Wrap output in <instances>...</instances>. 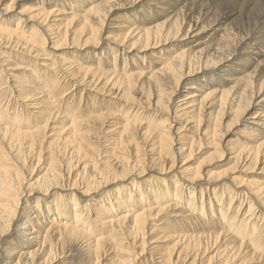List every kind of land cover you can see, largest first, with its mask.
<instances>
[{"label": "bare ground", "instance_id": "1", "mask_svg": "<svg viewBox=\"0 0 264 264\" xmlns=\"http://www.w3.org/2000/svg\"><path fill=\"white\" fill-rule=\"evenodd\" d=\"M144 1L92 0L83 3L75 10L60 9L62 10L60 11L58 10L60 2L57 0L54 7L51 8L54 10L46 12L38 5L34 7L23 6L24 8L21 11L19 10L20 17L15 23H5L0 20V47L5 49L4 52L9 51V49L18 51L26 56L24 60L33 63V65H36L38 59L43 60L40 78L35 73L36 68L32 71L29 67L22 66L25 70L27 69L28 77L34 81L36 87L33 85L23 87V84H21L23 81L11 78L10 75L9 78L5 77L2 80L0 78V93L4 94L5 91L11 89L17 90L18 101L22 102V104L16 102L17 106L13 108V106L9 107L8 103L1 105L2 102L0 101V107L15 112L19 106V109L22 110H18V112L24 113L26 111L24 109H30L28 115L36 114L42 118V120L40 118L41 121H36L32 125L20 123L21 125L3 126L0 124V239L6 237L2 241L15 244L12 237L9 239V235L12 233L13 225L18 221V214L23 210H27L26 208L31 209L28 210V218L23 223H18L17 229L20 231V237L24 236L26 242L20 245L22 249L16 247L11 249L13 250L12 253H17L18 257L17 261H13L11 264L55 263L58 261L57 244L70 239L83 241L86 247L83 264H135L134 254L121 260L113 257V255L109 258L107 252L115 251V241L121 242L123 240H131L133 243L140 240L141 249L144 250L147 243L146 234L157 235L161 232L163 233L162 237L172 241V246L161 252H157L158 247L151 246L152 255L150 256L157 255L155 257L157 259L153 258L152 263L147 264H198V260L202 261L200 264H264V183L259 182L257 179H249L250 177L239 176L240 172L245 170H238L235 167L222 171L211 170V168L209 170L210 164L212 165L215 161L224 158L223 154L225 152L221 149L219 141L226 140L227 142V136L230 132L226 131L224 134H220L219 125L216 122L226 117L228 113H233L234 117H232L237 125L240 120L243 121L244 129L251 128L252 125L264 129V54H262V60L255 63V68L252 71L245 69L246 61H234L235 55L247 51V48L243 47L244 44L253 46L262 43V50L264 51V31L256 32L254 35L257 38L255 42H247L250 33L243 32L244 26L226 27L225 31L221 29L218 42L208 54L204 52L205 47L200 49L186 47L178 49L168 58L159 55L158 60L161 68L156 67L159 71L154 70L153 66L151 69H147V66L140 72H133L131 69L126 68L123 72L117 73L115 68L112 67L104 69L105 72L103 73L101 63L97 64L94 60L77 61L73 59L71 61L73 54L69 53V56H63L60 52L67 47L98 45L101 41V39H98L100 29L103 28L106 20L109 19L114 10L121 8L120 2L134 7ZM219 1L149 0L146 3L147 12L154 14L153 11H155L156 16L149 18L144 25H132L125 21H122L123 24L117 23L115 28L124 29V33L122 36L118 35V38L108 36V40L114 43L110 47L113 51L112 55L125 54L126 51L127 53L136 51L141 47L146 51L176 39L187 38L200 19H205L213 13L216 9L215 4H219ZM233 8L239 9V7ZM12 10L13 5L0 7V15L9 13ZM135 11L140 12L138 9ZM23 14L26 16L24 17L25 20L28 19L33 23L29 27L21 25ZM233 16H235V12L230 11L227 13L226 18ZM36 24L38 29L34 34ZM37 34L41 35L40 40H37ZM46 46L52 50L53 58L44 55L43 48ZM253 50V55H257V52ZM4 52L0 51L1 60L5 57ZM109 60L113 63L114 56H110ZM5 61L3 60V62ZM232 63H235L236 66H232ZM0 65L3 66V64ZM3 67L0 70V76L1 73H9L7 71L9 68ZM229 67H231L233 73L222 74V82L216 85L187 82L190 77L199 80L205 75L204 71H214L220 68L228 69ZM74 68L76 69L71 72L70 70ZM79 73L83 74L84 77H91L88 80L81 81V84L86 83V86L95 88H98L101 78L107 76L103 86L109 81L111 85L105 92L117 100L124 101L126 104L130 101L129 103L133 105L128 107L129 113L130 111L133 113L131 119H128L122 125L111 124V122L109 124L111 125L109 127L112 128L118 138L114 139L111 145L108 143L107 146L110 145L108 150L111 151V156H107L106 161L97 159V153L96 155L94 153L88 155L87 147L91 145L87 144L86 136L89 132L87 127L95 121L105 124V120L112 113L108 114L106 111L108 109L104 110V108L94 110L93 106L87 104L86 101L84 107L88 108L90 106L94 111L91 110L92 112L86 114L81 113L82 110L80 111L79 107L83 104L82 98L75 106L72 105L76 102L75 98L79 86L75 87L72 84L67 89L64 88V91L58 88L56 80H59V78H54L55 74H59L62 76L61 79L63 77L66 79L67 75L75 79V76ZM158 73L167 81V84L160 79H156ZM142 74L147 76V79L155 88L157 99L155 107L157 106L161 110L164 107L167 108L162 104L164 96H168L166 98L170 99L182 82L186 84L187 91L173 107V115L171 118L162 121L158 129L150 130L142 126V119L144 117L148 118V114H144L148 112L143 109L147 110L149 107L146 106H150V104L143 106L142 101L136 100L132 95L134 91L150 94V90L147 89H151L149 85L145 86V82L142 85L136 84V79L133 78L134 76H142ZM227 83L230 84V87H226ZM168 88H170L169 92ZM11 96H13V93ZM145 99V102H147L146 97ZM205 108V112L209 110L211 112L215 109L213 128L203 132L205 137L210 138V144L212 143L215 147L213 157L210 159L213 162L205 163L192 171L191 166L193 165L190 166V163L194 156L196 140L193 138L184 140L183 137L187 135L184 130L189 131V129L194 128L198 131L197 125L202 124L201 112ZM61 109H66L67 114L63 115ZM112 112L117 113V111ZM159 112L161 113V111ZM157 114L155 117L159 116ZM22 115L16 117V123H19L18 121L22 118ZM59 118H62V124L64 123L62 125L64 135L60 137L61 139L55 138L49 144L53 148L52 157L54 159L50 160L48 167L45 166L42 175L34 173L35 175L32 174V178L29 179L28 177L29 180L25 182L27 178L24 166L28 160L27 153L30 155V152H36L35 159L39 161L42 152L40 150L38 153V148L35 149L39 142H42L39 134L47 127L53 128L55 126L53 123ZM180 118H184L185 122L178 125L177 120ZM163 122L165 123L163 124ZM261 129H256L255 132V135L260 137V141L256 145L247 146L238 141L234 143L228 139V144H230L229 154H233L230 158L234 157L238 162L245 154L243 152L249 151L250 155L253 154V159H257L260 149L264 148V132ZM88 134L90 135V133ZM176 137L178 138L176 149L179 151L178 154H180L181 159L179 162L172 154L173 138ZM45 138L46 136L43 139ZM145 149L149 153L144 152ZM65 154L68 155L69 161H62L64 163L63 170H65L67 164L66 168L69 171L67 179L65 178V182H63L64 173L63 171L59 172V168L55 165V162H59L55 158ZM169 154L172 159H170ZM250 155L249 157L252 158ZM81 160L83 161L81 165L78 164L82 166V169L79 170L80 167L77 169L78 165L76 163ZM249 161H252V159ZM31 164L34 165V163ZM71 170L77 172L74 173ZM148 170L159 172L165 177L157 178L156 183L154 182L155 186L160 187L156 189L157 198L155 196L154 201L149 200L148 204L143 206L139 212L134 210L130 202V195L126 198L125 205L117 203L118 197L99 202L88 199L86 201L90 203L89 206H84L76 198H69L67 201L61 200L59 199L61 197H59L58 200L50 203L45 210L42 207L39 208L36 204L40 199L36 203L34 202L36 198L33 200V195H47L49 191L59 188L65 183H67L65 186L69 190L79 191L82 195L87 196L89 194L90 196L91 193L107 186L111 180L112 183L118 181L117 176H121L119 180L131 176L139 177L140 175H146ZM226 178L235 183V188L240 189V187H243L244 190L231 189L222 185L220 182L225 181ZM203 179L215 181L213 187H203L202 190H195L193 186L203 181ZM148 189L150 188L143 190V196H140L139 200L144 199V197L151 199V194H148L151 192H148ZM202 191L207 195L208 204L201 200V205H195L197 196L195 193L202 194L203 198L205 193ZM204 203L205 206L209 205L210 213L219 215L217 220L220 223L217 221L218 224H213L214 221L212 220H215V217L207 220L211 215L209 212L205 220ZM233 206H236L234 212L232 210ZM182 207L185 208L181 210ZM213 209L215 210L213 211ZM90 211H96L99 215L93 219L96 225L101 227V229L92 228V231L96 233L95 236L89 234L91 228L87 227L86 219H83V216ZM185 211L188 212L186 214H189V216L196 214L199 219H204L208 223H203V221L201 223L195 218V222H199V225L196 226L197 229L188 228L192 222L189 221L183 224L182 220L185 221L187 218L183 214ZM206 211H209L207 206ZM71 212L73 213L71 214ZM31 214L34 215L31 216ZM164 214H169L168 217L172 221L179 222L186 228L182 229L183 231L179 230V233L173 231L170 234L166 230L168 229L165 224L167 222L166 218L162 217ZM162 224L165 225V228ZM213 226H216L215 231L197 232L198 229L214 228ZM175 229L177 228L175 227ZM5 242H3V245ZM109 245L111 246L108 247ZM191 254L192 261L190 262L188 256ZM209 254L212 255L209 256ZM106 255L108 258L104 261L103 258ZM138 262L137 264H141Z\"/></svg>", "mask_w": 264, "mask_h": 264}, {"label": "rangeland", "instance_id": "2", "mask_svg": "<svg viewBox=\"0 0 264 264\" xmlns=\"http://www.w3.org/2000/svg\"><path fill=\"white\" fill-rule=\"evenodd\" d=\"M56 1L57 0H20V1L16 0V1L12 2L11 0H0V7H2V8L5 6L13 5V10L9 13L0 15V20L2 22L4 21L5 23H7V22L15 23L18 20V18L20 17L19 10L21 11L22 8H24L25 6L34 7V6L38 5V7L44 9L46 12H48L50 10H54L51 8L54 7V5L56 4ZM87 1H92V0H59V2H60L59 6L60 7L58 10H60V9H67L68 11L75 10ZM148 1L149 0H145L142 4H139L138 6L135 5L134 7L126 5L123 2H120L121 8L114 10V12L111 14L109 19L106 20L103 28L100 29L98 39H101V41L99 42L98 45L92 46V47L91 46L90 47H76V48L75 47L74 48L67 47L66 49H63L60 52L62 53L63 56H67V55L69 56V53L73 54L71 61H73V59L77 60V61L94 60V62L97 64L101 63V66L103 68V73L105 72L104 69H108V68H112V67L115 68L117 73L123 72L124 69H126V68L131 69L133 72H135V71L140 72L141 70H143L147 66H148L147 69H151L153 66L154 70H158V68H161V65L159 63L160 61L158 60L159 55L163 56L164 58H168V57L172 56V54L180 48L192 47L193 49H200L201 47H205L206 49L204 52H206V54H208L209 51L212 50V47L218 42L221 29L223 31H225L226 27H232L233 28L234 25H236L238 27L244 26L245 29L243 32L247 31L250 33L248 35V36H250V38L247 42H249V41L255 42V40L257 39L254 36L256 34V32L257 31L258 32L264 31V0H220L219 4H215L216 9L213 11V13L209 17H205V19H202V20L200 19L199 22L197 23V25H195L193 27V29L191 30V33L188 35L187 38L176 39L175 41H171L169 43H165V44H162L160 46L150 48L146 51H144L143 47H141V48H138L136 51H131L128 53L126 51L125 54L117 53L116 55H112L113 51L110 49V47L112 45H114V43H112L111 41L108 40V36L109 37L115 36L116 38H118V35L122 36V34L124 33V29L115 28L117 23L123 24L122 21H125L128 24H132V25H144V23L149 18L156 16L155 11H153L154 14L153 13L150 14L147 12L146 3ZM35 2H37V3H35ZM210 2L212 3V1H210ZM233 7H239V9L237 10V9H234ZM136 9H138L140 12H136L135 11ZM60 11H62V10H60ZM230 11L235 12V16L226 18L227 13ZM52 13H54V12H52ZM22 17H23V19H22L23 21H22L21 25L23 27H29L30 25L33 24L31 21H28V19L25 20L24 17H26V16L24 14ZM65 17H67V16H65ZM125 22H124V24H125ZM54 23H56V22H54ZM59 23H61V22H59ZM35 26H36V28L34 30V34L36 33V30L38 29L37 24ZM237 28H235V29H237ZM36 36H37V40H40L41 35L37 34ZM185 44H187V45H185ZM261 44L262 43L256 44L253 46L244 44L243 47L247 48V51L244 53H238L237 55H235L234 61H240V60L246 61L247 63L244 66L245 69L247 71L248 70L249 71L254 70L255 63L262 60V58H263L262 54H264V51L262 50ZM193 46H196V47H193ZM4 50H5L4 48L2 49V47H0V51L4 52ZM50 50L51 49H49V47L46 46L43 48V53L45 56H48L49 58H53L52 50L51 51ZM252 50L256 51L257 55H253ZM4 56L6 58L4 57V58H2V60L0 59V62L2 61L0 64H3V66H6L5 68L8 67L9 69L7 71H9V73L8 72L7 73H1L2 74L0 76L1 80H2V78H5V77L9 78V75H10L11 78H16L17 80L19 79V81H23L21 83V84H23V87L26 85H33L34 87H36L35 86L36 84L34 85V81L28 77L27 69L25 70L24 68H22V66H27L32 71L35 70V68H36L35 73L40 78V75H42V71H40V70L43 69L42 68V61L43 60L38 59L36 65H33V63H30L29 61L24 60V58H26L25 55L19 53L18 51H14V50H10V49H9V51L7 50L4 52ZM110 56H114V62L113 63L110 62V60H109ZM246 58H247V60H246ZM3 60H6V61L3 62ZM3 66L0 65V70L2 68H4ZM232 66H236V64L232 63ZM156 67H158V68H156ZM230 68L231 67H229L228 69L220 68V69H216L214 71H204L205 75L202 78H200L199 80L195 77H193V78L190 77V79H188L187 82H189V83L192 82V84L194 83V84L216 85L219 82H222V78H221L222 74L226 75V74H232L233 73ZM75 69L76 68L71 69L70 71L72 72ZM227 71H229V72H227ZM13 74H14V76H12ZM57 75L55 74L54 78H56V77L59 78V80H56V82L59 86L58 87L59 89H62L65 91V89H67L68 86H71L72 84H74L75 87L79 86L78 92L76 94L77 96L75 98L76 102H74L72 105L75 106V104H77V102L80 101V98H82V102H83L82 106L83 107H84V105L86 106V104H84V102L86 101L87 104H91L93 106L92 108L94 110L104 108V110L108 109V110H106L108 112V114L112 113L105 120V124H102V122H100V121H95V122L91 123V126L87 127L89 130V132H87V136H86L87 144L91 145L90 147L89 146L87 147L88 155H91L93 153L96 155V153H97V157H98L97 159H101L102 161H106L107 156L108 157L111 156V151L108 150V148L111 145V142L114 139L118 138L116 133L112 131V128L109 127V126H111L109 124L111 122V124L115 123L118 125H122L128 119H131L130 117H133V113H132V111H130V113H129L128 107L133 106L132 103H129L130 101H128L126 104L124 101L117 100L116 98H113L112 95H108L105 92L106 89L108 87H110V85H111V83L109 81L103 86V83L107 80V76H103L101 78L102 80L99 83L98 88H95V87L86 86V83L81 84L82 83L81 81H85V80L90 79L91 78L90 76L84 77L83 74L79 73L75 76V79L73 77H71L70 75H67L66 79H64V77H63V79H61L62 76L59 74H57ZM199 75H201V74H199ZM149 76H150V74H149ZM133 78L136 79V84L142 85L145 82L144 83L145 86L149 85L151 87V89L147 88L148 90H150L149 95L146 93H140V91H134L132 93L133 97L136 100L142 101L141 103L143 106L150 104V106H146V107H149V108H147V110L142 108L143 110L148 112V113H144V114H148V118L144 117V119H142V121H141L142 126L145 128H149L150 130L158 129L160 127V125L162 124V121H165L167 118H171V116L173 115V113H174L173 107L176 105V103L180 99L183 98V95L187 91L186 84H184L182 82L181 83L182 85L180 84L179 88L176 90V93L172 97L169 96V97H171L170 99L166 98L168 96H164V98L162 99V104L164 106H166L168 109L164 107V109L161 110V108H158L157 106H156L157 108L155 107V102L157 100L155 97L156 91H155V88L153 87V85H151L149 79H147V76L142 74V76H140V75L134 76ZM156 79H160L163 81V83L167 84V81L164 80L162 75L159 73L156 75ZM226 87H230V84L227 83ZM62 90H61V92H62ZM169 91H170V88H168V92ZM12 93H13V96H11ZM17 93H18L17 90H14V89L13 90L11 89L9 91H5L4 94L0 93V95H1L0 101L2 102L1 105L8 103L9 107L13 106V108H16V106H17L16 102H19L18 98H17V96H18ZM145 97L148 100L147 102H145L146 101ZM18 104H22V102H19ZM82 106L79 107L80 111L82 110L81 113L84 112L86 114V113L94 111L93 109L90 108V106H88V108H85V107L83 108ZM107 107H114V108H107ZM5 110H6L5 108L0 107V124L3 126L12 125V124L13 125L14 124H20V123L21 124L27 123L29 125H32L33 123H36V121L42 120L41 116H39V115H36V114L28 115L29 114L28 112L30 111V109H24V110H26L24 113L18 112V110H22V109H19V106L17 108V111H15V112L13 110H11V111H9V110L5 111ZM111 110L117 111V113H114ZM159 111H161V113ZM205 111H206V108L203 109V111L201 112L202 124L199 123L197 125L198 131H196V129H194V128L189 129V131L184 130V132L187 134L186 135L187 137L185 136L186 138L183 137L184 140L185 139L189 140L191 138L196 140V144H195V148H194V156H193V159L190 163V166L193 165V166H191L192 171H195L198 167H200L201 165H203L205 163L213 162L210 159L213 157V154L215 152L214 151L215 147H214V145H212V143L210 144V142H211L210 138L205 137V135H203V132H204V130L209 131L210 129L213 128V126H214L213 122L215 121V117H214L215 109L211 110V112H210V110L207 112H205ZM61 112L63 113V115L67 114L66 109H61ZM95 113H97V112H95ZM157 113L159 114V116L155 117V115ZM21 114H23L22 118H20V120L18 121L19 123H16L17 122L16 117L20 116ZM231 114L228 113V115L226 117H224L223 119H220V121L216 122L220 126V127L218 126V128L220 129V131H219L220 134H224L226 131H229L230 134L227 136V142H226V140L219 141L220 145H221V149H223V152H225L223 154L224 160L220 159L219 161L214 162L216 164H214V163H212V165L210 164L209 170L211 168V170L222 171V170H226V169H230V168L235 167L238 170H245V171H241L239 176H242V177L245 176L246 178L250 177L249 179H257L259 182L264 183V168H263L264 167V164H263L264 163V155H263L264 154V148H261L262 150L260 149L261 154L259 153V156L260 155L261 156L260 157L258 156L257 159H253V156H252L253 154L250 155V153H248L249 151H247V152H243V153H245L242 155L244 158L241 157V159L237 162V159L235 160L234 157L230 158L233 154H231V153L229 154L230 144H228L229 141H233L234 143L238 141L239 143H241L243 145H247V146L248 145H254V144L256 145L260 141V137L255 135V132L257 131L256 129L260 130L261 128H258L256 126L252 125L251 128L244 129L245 128L244 127L245 125L243 124L244 122L240 120L238 125H237V123L234 122L233 113H231ZM113 116H115V117H113ZM40 118H41V120H40ZM184 118H180L182 120H180V119L177 120L179 123L178 125H181L182 123L185 122ZM132 119H134V118H132ZM164 123L165 122H163V124ZM63 124H62V118H59L57 121H55V123H53V125H55L53 128L47 127L43 132H41L39 134V138L42 139V142H39V144L36 146L35 149L38 148V150H37L38 153L41 150L40 151V152H42L41 158L39 159V161L36 160L35 159L36 158V156H35L36 152L34 153V151H33L34 154L30 152V155H29V153H27L28 154V160L24 166L25 167L24 170L26 173L25 175L27 178L25 180V182L28 181L30 178H32V176H33L32 174H34V173L42 175L44 173L45 166L48 167L47 165H49L50 160L54 159L52 157L53 148L51 146H49V144L55 138H57V137L60 138L61 136L64 135V131H62V125ZM261 130L264 132V129H261ZM192 132H195V133H192ZM88 133H90V135ZM45 136H46V138L43 139ZM179 137H181V136H179ZM228 139H229V141H228ZM230 139H232V140H230ZM177 141H178L177 137L173 138L174 145L172 147V154H173L174 158H177V162H179V161H181V159H180V154H178L179 151H177V149H176ZM108 143L110 144L109 146H107ZM48 147L51 150H49ZM42 149H44V150H42ZM146 151L148 152L147 149H145L144 152H146ZM249 155L252 158H250ZM65 156H66V154L63 156L61 155V156L55 158L61 165H63V166H61L59 163L55 162V165L59 168V172L63 171V173H64L63 182H65V180L67 179L68 171H69V169L66 168L67 164L65 165V170H63L64 169V163L63 162L69 161V157L67 158L68 155L66 157ZM169 156H170V159H172L170 154H169ZM58 158H61V159H58ZM247 158H248V160H247ZM251 159H252V161H249ZM235 161H236V163H235ZM82 162H83L82 160L77 161V163H76L78 165L77 169L79 167H80L79 170L82 169V166H80ZM31 163H34L35 166L32 165ZM32 166H34V167H32ZM148 169H150V168H148ZM76 170H71V171L72 172L74 171V173H76L77 172ZM149 171H151V170H148V172L144 176H142V175H140L139 177H132L131 176V177L123 179V180H119L121 178V176H117L118 181L112 183V180H111L110 182H108L107 186L102 187L101 189H99L98 191H96L94 193H91L93 195L90 194V196H89V194L87 196L82 195V194H80L79 191L74 192V191L69 190L65 186L67 183H65V185H61L59 188H56V189L49 191V193L47 195H33L34 196L33 200L36 198L34 200V202L36 203L37 200L40 199L38 201L39 203L37 202L36 204L38 205L39 208L42 207L43 210H45L46 207L50 203L54 202L55 200H58L59 197H61L59 199L67 200V201L69 200V198L70 199L76 198L84 206L90 205V203H88L86 201L88 199H93V201L99 202L101 200L103 201V200L118 197L117 203L120 205H125L124 202H126V198L130 195V197H131L130 202H131L134 210H137V212H139L143 206L148 204L149 200L154 201L157 198L158 195L156 193V191H157L156 189L159 186H155V183L157 181V178H164L165 177L164 175L159 174V172H155V171L149 172ZM28 177H29V179H28ZM212 181L213 180H211V181L207 180L206 181L203 179V181H201L198 184H195L193 187H195V190H202L203 187L204 188L213 187L212 185H214L215 181H213V183H212ZM170 182H172V181H170ZM134 183H136V184L134 185ZM220 183H222V185H225L231 189L235 188L234 187L235 183H232V181L230 182V180L228 178H226L225 181H221ZM199 186H201V187H199ZM148 187L151 189V191H149L150 189H148V192H151V193H148L149 195L151 194V199H147L146 197H144V199L139 200L140 196H143V194H142V193H144L143 190L148 188ZM235 189L238 190L239 188H235ZM239 190H244V188L240 187ZM202 192L205 193L204 191H202ZM196 194H197V196H196V204L195 205H201L202 201H204L205 203L208 204V201H207L208 199H207L206 193L204 194L203 198H202V194L199 193V195H198V193H195V195ZM155 196H156V198H155ZM83 199H85V200H83ZM205 203H204V208H203L205 220H206V218H207L206 216L208 215V212H209V214H211V215H209L207 220H210L211 217H215L216 219L212 220V221H214L213 224L216 225V223L217 224H218V222L220 223V221L217 220L219 215H215V214L210 213L211 211L209 209V205H206L207 209L209 210V211H206ZM183 208H185V207H182L181 210H183ZM235 208H236V206L232 207L233 212H234ZM26 209L27 210H23L20 214H18V216H19L18 221L16 222L15 225H13V230L11 231L12 236L9 235L10 236L9 239H11V237H12V239L15 241V244H8L5 241H2L4 239H6V237H4L2 240L0 239L1 240V242H0V264H11L13 261H17V259H18L17 255H16L17 253L13 254L12 253L13 250H11V249L13 247L22 249V246H20V245H22L23 242H26L24 236H22L23 238L20 237L21 236L20 231L17 229L18 223L19 224L23 223L28 218V210H31V209L30 208H26ZM245 209H246V207H245ZM214 210L215 209H213V211ZM31 212H34V211H31ZM72 213L73 212H71V214ZM186 213H188V212L185 211V213H183V214H185V216H187V218L185 221L182 220V222H183V224H185V223L191 221L192 224L188 228L191 227V229L192 228L197 229L196 226L199 225V222L196 223L195 218L197 219V221H200L201 223H202V221H203V223H208V222H205L204 219H202V220L199 219L196 216V214L189 216V214H186ZM33 215L34 214H31V216H33ZM72 216H74V215H72ZM95 216H99L96 213V211L95 212L90 211L85 216H83V219L84 220L86 219L85 221L87 222L86 223V225H88L87 227L91 228V230L89 229V232H90L89 234L91 236L96 235V233H94V231H92V228L93 229L94 228L101 229V227L99 225H96V223L93 221ZM168 216H170V215L164 214L162 217L166 218L167 222L165 224H166V228L168 227V229H166V230L169 231L170 234L173 231L179 233V230L183 231L182 229L186 228V227L182 226L181 223L172 221ZM162 226L165 228V225L162 224ZM170 227L172 228V231H171ZM175 227L177 229H175ZM215 227L214 228H208V229L204 228L201 230L198 229L199 231H197V232L215 231ZM146 235H147V237H146L147 243L144 246L145 247L144 250L141 249L142 244H140V240H138L139 242L137 241L134 243L131 240H127V241L123 240L121 242L115 241L116 250L115 251H112V250L108 251L107 255L109 256V258H111L113 255V257L122 260V259L126 258L128 255L134 254L135 255L134 256L135 264H137L138 261L141 264L142 263L147 264V263H152L153 258L157 259V258H155V257H157L156 254H155L156 256H154V257L150 256V255H152V253H151L152 251L150 249L151 246L154 245V248L158 247L157 252H161L162 250L165 251L166 249H168L172 246V243H171L172 241L170 239L162 237L163 236L162 232L157 234V235L156 234L152 235L149 233H147ZM158 235L161 237L157 238V237H159ZM152 236H154V237L152 240H150L152 238ZM3 242H5L4 245H3ZM138 245H140V246H138ZM110 246L111 245H109L108 247H110ZM85 248L86 247L84 246L83 241L79 240V239H70L67 241L59 242V244H57V246H56L58 261H56L55 263L51 262V264H83L84 259H85V250H86ZM161 248H163V249H161ZM139 254H141V255L139 256ZM107 255L103 258L104 261L107 260L106 259V258H108ZM211 255L212 254H209V256H211ZM146 257H147V259H146ZM188 257H190V262H191L192 261L191 260L192 254ZM187 259H189V258H187ZM187 259H186V261H187ZM198 261H197L198 264H200V262H202L201 260L199 262Z\"/></svg>", "mask_w": 264, "mask_h": 264}]
</instances>
